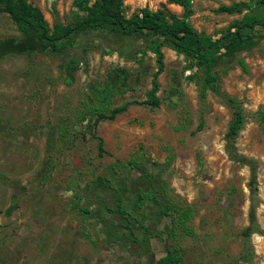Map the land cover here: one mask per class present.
I'll return each mask as SVG.
<instances>
[{
    "label": "rangeland",
    "instance_id": "1",
    "mask_svg": "<svg viewBox=\"0 0 264 264\" xmlns=\"http://www.w3.org/2000/svg\"><path fill=\"white\" fill-rule=\"evenodd\" d=\"M237 1L193 0L189 21L218 37L241 17L219 8ZM28 2L50 29L81 17L73 0ZM122 7L127 18L143 8L182 15L165 0H122ZM109 47L103 33L74 38L81 62L63 74L57 56L0 13V264H158L167 250L181 264H264V38L234 59L219 93L204 100L196 70L163 47L160 106L133 105L94 127L85 103L98 89L115 91L110 108L143 101L156 71L154 54L124 58ZM229 98L244 115L236 150L259 165L248 262L239 254L249 169L225 151ZM148 177L157 202L143 194ZM163 206L172 221L159 215Z\"/></svg>",
    "mask_w": 264,
    "mask_h": 264
},
{
    "label": "trees",
    "instance_id": "2",
    "mask_svg": "<svg viewBox=\"0 0 264 264\" xmlns=\"http://www.w3.org/2000/svg\"><path fill=\"white\" fill-rule=\"evenodd\" d=\"M165 1L179 6L182 15L178 17L167 9L151 11L143 8L127 18L122 0L115 3L112 0H73V6L81 13L79 20L68 24L54 23L50 29L42 11L28 0H0V13H6L18 31L34 35L47 53L57 56L60 60L58 68L63 74L81 62L73 51L74 38L90 33H103L109 37L113 47H109L108 52H115L124 58L147 51L154 54L156 71L145 100L128 101L110 108L115 91L106 86L97 90L93 104L85 103L86 111L96 115V127L100 121L114 120L133 105L148 107L150 110L160 106L157 93L160 88L158 76L164 70L163 47L182 55L188 68L196 70L201 77L200 98L204 100L208 92L219 93L221 73L234 59L244 52L252 51L264 38V0H239L221 6L219 11L241 17L232 21L218 37L193 28L189 21L193 13V0ZM133 42H139L136 49L130 47ZM228 102L233 106V115L225 135V151L232 161L249 169L248 225L240 233L242 249L239 254L240 260L248 262L252 254L250 238L257 232L255 200L259 165L256 160L241 155L236 150L235 143L244 124V115L234 99L229 98ZM98 150L100 153L104 151L101 138H98ZM147 184L148 188L143 193L145 198L157 202L151 195L154 187L150 177ZM81 211L84 215L89 214L86 208ZM120 214L126 213L120 210ZM159 215L172 221V212L168 206H163ZM142 228L147 230L145 225ZM158 264H181V261L179 255L167 250L158 259Z\"/></svg>",
    "mask_w": 264,
    "mask_h": 264
}]
</instances>
